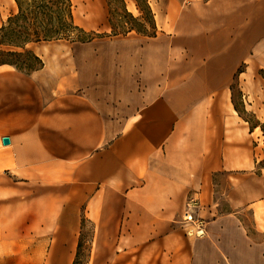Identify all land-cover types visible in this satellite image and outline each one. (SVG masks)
Returning a JSON list of instances; mask_svg holds the SVG:
<instances>
[{
	"label": "crops",
	"instance_id": "obj_1",
	"mask_svg": "<svg viewBox=\"0 0 264 264\" xmlns=\"http://www.w3.org/2000/svg\"><path fill=\"white\" fill-rule=\"evenodd\" d=\"M148 1L133 91L123 52L84 82L0 64V264H76L88 223L87 264L264 261V135L233 87L257 53L264 69V0Z\"/></svg>",
	"mask_w": 264,
	"mask_h": 264
},
{
	"label": "rangeland",
	"instance_id": "obj_2",
	"mask_svg": "<svg viewBox=\"0 0 264 264\" xmlns=\"http://www.w3.org/2000/svg\"><path fill=\"white\" fill-rule=\"evenodd\" d=\"M127 7L134 14L140 15L134 0H125ZM75 22L83 27L86 31L91 32L94 39L90 42H80L74 39H57L32 44L34 51L42 58L43 67L33 71L35 73L47 66L48 73H44L43 78H81L84 82L86 79H95L105 75L107 70L115 71V61L117 52L121 55L123 52V62L119 66V71L123 73L125 89L128 92L135 90V45L140 46L147 42L149 35H142L136 31H130L126 35L113 36V27L110 21L115 24L122 19L129 20L122 8V4L116 0H72ZM112 9V12L110 10ZM0 11L3 15V25L8 17L18 11L15 0H0ZM135 24V23H134ZM0 25V26H1ZM147 32L154 35V30L150 25H146ZM117 30H123L117 27ZM179 53L171 54V57H165L161 54L156 55V76L165 75L168 62L174 58H179ZM256 59L251 60L249 67H243L245 72L241 75V80L247 82L244 86L250 93L251 99L256 102L260 110L258 115L248 110L242 100L243 92L239 85L241 80L236 78L234 83L235 101L242 114L252 119L253 123L264 121V69L260 67ZM134 66V67H133ZM142 76V70L141 74ZM161 79V78H160ZM68 82V81H67ZM135 104L134 101H126L125 104ZM259 152V166L264 164V145ZM83 236V245L80 251V258L76 264H87L89 254V239L92 234L91 225L87 224ZM255 264H264V261L255 262Z\"/></svg>",
	"mask_w": 264,
	"mask_h": 264
},
{
	"label": "trees",
	"instance_id": "obj_3",
	"mask_svg": "<svg viewBox=\"0 0 264 264\" xmlns=\"http://www.w3.org/2000/svg\"><path fill=\"white\" fill-rule=\"evenodd\" d=\"M15 1L18 11L10 15L0 26V64H10L19 71L31 74L44 65L42 58L32 48V44L57 39L72 38L80 42H90L94 39L91 32L75 22L72 0ZM116 1L122 4L129 20L122 19L116 24L110 21L113 36L126 35L130 31L152 36L147 32V24L157 31L154 12L148 0H134L140 15L129 10L125 0ZM117 27L123 30H117ZM234 103L242 114L236 101ZM245 118L253 128L260 126L264 135V121L253 123L252 119ZM259 167L264 168V164Z\"/></svg>",
	"mask_w": 264,
	"mask_h": 264
},
{
	"label": "built area",
	"instance_id": "obj_4",
	"mask_svg": "<svg viewBox=\"0 0 264 264\" xmlns=\"http://www.w3.org/2000/svg\"><path fill=\"white\" fill-rule=\"evenodd\" d=\"M185 220L189 221L191 223V228L189 229V233L196 234V235H202L205 232L204 228V222L200 220L199 218H196L192 212L187 211L185 216Z\"/></svg>",
	"mask_w": 264,
	"mask_h": 264
},
{
	"label": "water",
	"instance_id": "obj_5",
	"mask_svg": "<svg viewBox=\"0 0 264 264\" xmlns=\"http://www.w3.org/2000/svg\"><path fill=\"white\" fill-rule=\"evenodd\" d=\"M10 137H8V136H5V137H3V143L4 144H9L10 143Z\"/></svg>",
	"mask_w": 264,
	"mask_h": 264
}]
</instances>
